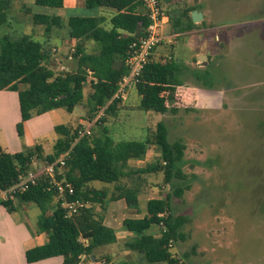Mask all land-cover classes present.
I'll return each mask as SVG.
<instances>
[{
	"label": "trees",
	"instance_id": "obj_1",
	"mask_svg": "<svg viewBox=\"0 0 264 264\" xmlns=\"http://www.w3.org/2000/svg\"><path fill=\"white\" fill-rule=\"evenodd\" d=\"M88 9L108 8L116 13L111 18V29L101 26V19L96 17H71L69 36L77 44L70 56L76 62L72 71H56L52 64V54L44 43L31 35L5 34L0 39L6 42L7 49L0 56V91L16 92L19 98L21 124L42 114L64 110L72 113L75 106L89 107L88 116H93L99 107H107L106 116L92 131V135L80 140L72 149L67 161V169H57L58 178L66 179L75 188V198L89 202L88 208L78 215L67 218L65 210L54 191H48L45 177L38 184L17 199L22 204H35L40 210L38 232L48 236L47 244L26 251V261L36 263L42 260L63 257L62 264H81V257L91 261L95 251L103 246L117 242L115 230L104 224L97 214L95 206L108 201L105 189L87 188L98 181L105 184H117L127 176L164 173L166 184L179 181L172 193L164 198L152 199L148 203V214L143 219H126L123 227L134 234V239L127 244V249L142 256L146 264H188L177 257L171 249L182 239V229L191 222L185 214H176L172 198H182L190 183L197 180V175H187L183 171L186 146L181 141L170 142L169 130L165 123L157 125L155 139L143 144L135 141H115L108 119L118 116L125 94L113 99L118 82L129 71L130 43L145 34L149 25L147 14L138 13L144 6L143 0H83ZM11 0H0V28L10 26ZM35 6L48 10H58L64 6V0H35ZM201 8H192L175 21V33L192 31L197 26L192 21L191 13ZM31 14L35 25L45 26L47 30L61 29L60 17L56 14ZM180 18H186L184 25ZM204 24V22H202ZM93 42L95 47L88 52L86 43ZM184 66L168 57L162 61L153 58L144 68L141 77L134 84L142 110L165 114L176 113V104L180 102L183 86ZM193 78L204 88L214 89V76L208 68L193 71ZM90 88L88 97L86 88ZM100 89L101 93L97 90ZM94 103V106L91 104ZM81 126V125H80ZM59 139L52 152L45 155L43 147L37 146L32 151L10 154L0 151V189L15 185L20 176L48 163H54L62 152L71 148L77 129L65 125L55 127ZM96 134H93L95 133ZM154 142L160 152V158L137 170H128L131 160L143 158L148 143ZM123 193L110 198L112 201L125 198L129 207L138 205L137 191L123 189ZM109 200V201H110ZM9 213L16 210L12 201L0 202ZM165 213V217L159 215ZM163 227L161 228V223ZM172 244V246H170ZM188 255H186V258ZM96 258V256H95Z\"/></svg>",
	"mask_w": 264,
	"mask_h": 264
},
{
	"label": "rangeland",
	"instance_id": "obj_2",
	"mask_svg": "<svg viewBox=\"0 0 264 264\" xmlns=\"http://www.w3.org/2000/svg\"><path fill=\"white\" fill-rule=\"evenodd\" d=\"M24 1L28 6L34 3ZM160 1L168 15L163 33L172 35L173 44L160 46L154 59L171 56L184 66L178 111L160 114L142 110L137 91L129 87L123 108L106 125L117 142L142 141L147 136L153 141L157 125L163 122L169 141L186 146L183 171L198 178L182 198H172L174 212L191 218L172 253L188 264H264V0ZM196 7L201 8L204 24H196L191 33H175L176 19ZM180 19L187 23L186 18ZM10 25L0 28V34L43 31L18 2L10 13ZM53 32L58 39V29ZM71 51L69 43L59 50L56 46L51 58L56 71L75 69L76 62L69 59ZM201 55L207 56L206 66L198 60ZM204 68L214 76L212 90L193 78V71ZM86 90L88 93L90 88ZM85 116L87 119L88 113ZM43 145L48 148L47 143ZM152 145L147 149L148 160L138 164L140 168L160 158L155 152L157 145ZM143 177L159 198L179 185L178 180L166 184L163 172ZM106 206L117 204L108 202ZM10 215L16 222L23 220L14 212ZM36 222L34 217L27 220L30 227L38 229Z\"/></svg>",
	"mask_w": 264,
	"mask_h": 264
},
{
	"label": "crops",
	"instance_id": "obj_3",
	"mask_svg": "<svg viewBox=\"0 0 264 264\" xmlns=\"http://www.w3.org/2000/svg\"><path fill=\"white\" fill-rule=\"evenodd\" d=\"M16 2L19 3L20 9H23L25 12L30 9L34 13L56 14L60 17L62 28L58 29V39L53 36V31L55 29L47 30L45 26L35 25L32 16L31 21L33 24L39 28L42 27L43 31L34 32L33 30L31 33H22V35H31L39 39L40 42L44 43L47 51L50 52L52 56L57 45L59 50L65 44L69 43L72 50L77 44V41L71 40L69 36V21L71 17L99 18L102 21L101 26L109 30L111 29V18L116 13L114 10L108 8H95L90 10L86 7L83 0H64V6L58 10L36 7L35 0L33 5L31 4L30 6H28L24 0H11L10 12ZM86 9L89 10V12L85 13ZM79 11L85 14H78ZM138 13L142 15L147 14V8L145 6L140 7ZM7 27L10 28L11 25ZM191 32L192 31L188 33ZM3 35L5 34H0V38ZM85 46L88 52L95 47L93 42H87ZM6 49V42L0 39V56ZM131 88L136 90L135 86H130V89ZM97 92L101 93V90L98 89ZM89 94L90 90L88 93L86 90V97H88ZM94 105V103L91 104V106ZM122 108L123 105L121 106V109ZM88 110L89 107L77 105L72 113L60 109L42 114L25 122L22 125V131H24V133L20 134L18 129L21 124V112L18 94L11 91H0V151L17 154L32 151L37 146H41L43 147V153L45 155L50 154L46 149H53L54 144L60 137L59 135L56 137L54 133L51 134V131L55 132V127L60 125H65L76 130L80 125L84 124L86 120L85 115L88 113ZM44 124H46V126H43ZM129 141L143 144L148 141V136L142 141ZM44 143H47L48 148H45L43 145ZM150 146L153 148L152 143H148L146 146L145 159H143V156V158L139 160L129 161L128 170L140 169V165L138 164L148 160L150 152L147 151V149ZM155 152L156 155H160L159 150ZM145 175L150 174L127 176L121 179L117 184H105L95 181L87 185V188L90 189H105L108 192L107 203L112 202L113 204H117V207H107V203L104 205V208L100 205L95 206V210L97 214L103 218L104 224L115 230L117 242L98 248L95 251L96 258L94 255L90 256L91 261H87L85 257H83L81 264H146L142 256L127 249V244L134 239V234L126 231L123 227V222L126 219H143L146 217L148 214L149 201L152 199H159V197L154 195L153 188L150 187L147 179L143 177ZM130 183H132L133 186H131ZM125 188H133L132 190L137 191L135 199L138 205L136 207H129L125 198L117 201L110 200V198L122 194ZM15 207L16 210L14 213L21 215L23 219L20 220V222H16L12 215L8 213L7 209L0 205V264H30L26 261V251L31 248L43 246L48 242V236L45 233H40L37 228L30 227L27 224V220L30 217H34L38 222L40 213L37 205L17 202ZM63 261L64 258L59 256L31 264H62Z\"/></svg>",
	"mask_w": 264,
	"mask_h": 264
},
{
	"label": "built area",
	"instance_id": "obj_4",
	"mask_svg": "<svg viewBox=\"0 0 264 264\" xmlns=\"http://www.w3.org/2000/svg\"><path fill=\"white\" fill-rule=\"evenodd\" d=\"M147 8L149 25L145 34L134 39L129 46V58L127 65L129 71L118 82V89L113 99H118L127 93L130 86L134 85L141 77L144 68L154 58L157 49L162 45L171 46L173 44L172 35H164L162 25L167 18V12L162 8L160 0H143ZM73 51V49H72ZM69 59H72L69 57ZM171 59V56L168 57ZM64 70V68H63ZM107 107H99L93 116H89L84 124L77 128V136L71 146L65 152H62L54 163L45 162L41 167L22 175L19 181L8 189H0V202L12 201L18 202L17 195L24 193L30 187L38 184L41 177H45L48 183V191H54L57 194L61 207L66 212V217L71 218L78 215L82 209L90 206L89 202L75 198V188L72 183L66 179H59L57 169L61 172L67 169V161L73 147L83 138L92 135L93 129L100 124L106 116ZM165 217V213L159 215ZM163 222L161 223V228ZM172 246V244H170ZM84 256L81 257V259Z\"/></svg>",
	"mask_w": 264,
	"mask_h": 264
},
{
	"label": "water",
	"instance_id": "obj_5",
	"mask_svg": "<svg viewBox=\"0 0 264 264\" xmlns=\"http://www.w3.org/2000/svg\"><path fill=\"white\" fill-rule=\"evenodd\" d=\"M191 16H192V21L195 24L201 23L204 20V15L199 10H194ZM198 60H200V62H202L205 66L207 65V56L201 55Z\"/></svg>",
	"mask_w": 264,
	"mask_h": 264
}]
</instances>
